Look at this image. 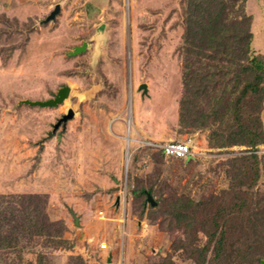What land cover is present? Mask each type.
<instances>
[{"label":"rangeland","instance_id":"obj_1","mask_svg":"<svg viewBox=\"0 0 264 264\" xmlns=\"http://www.w3.org/2000/svg\"><path fill=\"white\" fill-rule=\"evenodd\" d=\"M184 2L0 0V195L30 197L34 232L0 264H208L201 209L227 210L236 200L249 221L226 219V257L264 259V221L256 224L264 218V144L259 179L242 194L229 158L245 148H210L208 130L178 123ZM63 86L70 91L57 105L29 103ZM188 138L191 161L151 146ZM187 199L196 207L186 208Z\"/></svg>","mask_w":264,"mask_h":264},{"label":"trees","instance_id":"obj_2","mask_svg":"<svg viewBox=\"0 0 264 264\" xmlns=\"http://www.w3.org/2000/svg\"><path fill=\"white\" fill-rule=\"evenodd\" d=\"M184 1L183 32L178 49L182 67L178 123L193 130H208L210 148H245L230 156L229 165L234 189L246 194L259 179L258 146L264 144V57L252 48V16L246 12V0ZM141 192L146 197L150 195L144 189ZM179 204L174 206L177 208ZM186 204V208L196 207L192 199H187ZM31 205L27 195H0V256L19 252L32 242ZM243 207L236 200L227 210L214 205L201 209L204 219L196 222L198 232L206 237L201 262L211 249L213 260L208 264H231L225 254V222L231 214L249 221ZM180 209H176V216L182 213ZM259 221L264 218H256L257 225H261ZM249 229V225L240 227L241 233ZM257 231L263 236L261 229ZM245 245L248 254L251 243L247 241ZM241 258L246 264H262L264 260L258 256Z\"/></svg>","mask_w":264,"mask_h":264},{"label":"water","instance_id":"obj_3","mask_svg":"<svg viewBox=\"0 0 264 264\" xmlns=\"http://www.w3.org/2000/svg\"><path fill=\"white\" fill-rule=\"evenodd\" d=\"M60 6L59 4H56L54 9L50 12V14L45 18L44 22H48L52 19H54L55 15L59 12ZM104 24H101L97 29H96V33H95V44L98 45V42L104 37ZM84 49V46H82V48L78 49L81 50ZM139 89H142L144 93H146L147 88H146V84H141L139 86ZM69 87L68 86H63L61 88H59L56 92V94L48 99V100H44V101H34V102H29L31 104L34 105H39L42 107H52L57 105L58 103L62 102L69 94ZM146 200L152 205H155V201L153 200V198L147 194ZM77 222V220H76ZM261 263L264 264V260H261Z\"/></svg>","mask_w":264,"mask_h":264},{"label":"built area","instance_id":"obj_4","mask_svg":"<svg viewBox=\"0 0 264 264\" xmlns=\"http://www.w3.org/2000/svg\"><path fill=\"white\" fill-rule=\"evenodd\" d=\"M151 146L155 147L157 150H160L165 157H172L175 159L185 160L194 158L197 155V151L193 149V141L191 138H188L184 141L164 142L162 144L151 143ZM99 213L101 214L102 212ZM107 247V242H102L99 244L100 249H107Z\"/></svg>","mask_w":264,"mask_h":264},{"label":"crops","instance_id":"obj_5","mask_svg":"<svg viewBox=\"0 0 264 264\" xmlns=\"http://www.w3.org/2000/svg\"><path fill=\"white\" fill-rule=\"evenodd\" d=\"M246 12L252 16V32H253V40H252V48L256 51V53H260L264 57V0H246L245 2ZM255 9V12L252 10ZM259 21V22H258ZM258 22V24H256ZM257 25L258 32L257 34L263 37V47L255 46L256 42V34L255 27Z\"/></svg>","mask_w":264,"mask_h":264}]
</instances>
